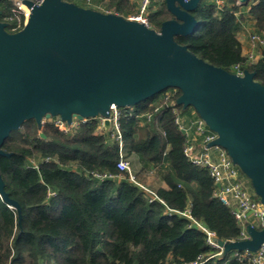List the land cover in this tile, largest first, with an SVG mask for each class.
<instances>
[{
	"label": "trees",
	"instance_id": "trees-1",
	"mask_svg": "<svg viewBox=\"0 0 264 264\" xmlns=\"http://www.w3.org/2000/svg\"><path fill=\"white\" fill-rule=\"evenodd\" d=\"M68 1L126 18L136 14L139 6L138 0ZM253 1L247 6L223 0L219 7L217 0H202L192 11L198 20L195 31L175 38L216 66L232 71L240 64L243 71H254L255 79L264 85V47L256 61L248 62L238 38L246 8L251 30L264 33V0ZM0 9L8 31L23 27L24 18L16 15L11 0H0ZM172 16L166 0L151 1L150 27L160 30ZM174 90L176 101L181 90L169 88L135 106L120 108L119 118L128 154L137 153L142 167L158 172L167 183L157 188L164 204L150 201L126 172L121 179L101 180L92 174L96 170L119 173L118 143L110 127L99 130V118L81 122L71 132L53 123L40 128L34 119L13 130L3 144L11 155H0V172L9 196L21 206V217L0 196V264H184L213 251L190 219L168 209H188L219 239L240 240L242 227L231 208L215 195L217 186L209 171L184 154L186 134L176 123L174 109L188 117L193 113L190 107L168 104L165 97ZM231 253L208 264H224ZM227 264L242 263L230 259Z\"/></svg>",
	"mask_w": 264,
	"mask_h": 264
},
{
	"label": "water",
	"instance_id": "water-1",
	"mask_svg": "<svg viewBox=\"0 0 264 264\" xmlns=\"http://www.w3.org/2000/svg\"><path fill=\"white\" fill-rule=\"evenodd\" d=\"M201 1L166 0L173 16L156 30L68 0H23L30 14L21 29L10 32L0 19V155H11L3 144L26 120L42 128L44 117L71 123L102 116L109 128L112 105L132 107L176 88V103L194 107L217 133L209 146L227 150L264 205V85L254 71L216 66L175 38L195 31L192 11ZM5 186L0 172V196L20 218L21 206ZM246 232L245 239H219L224 255L264 244V226L247 224Z\"/></svg>",
	"mask_w": 264,
	"mask_h": 264
},
{
	"label": "built area",
	"instance_id": "built-area-1",
	"mask_svg": "<svg viewBox=\"0 0 264 264\" xmlns=\"http://www.w3.org/2000/svg\"><path fill=\"white\" fill-rule=\"evenodd\" d=\"M11 1L14 3V12L16 15L20 14L23 16L25 23L30 14L29 7H27L23 0ZM33 1L35 3L42 2V0ZM151 1L152 0H139L138 12L131 15L129 18L149 25L148 12ZM87 3L92 4V0H87ZM217 3L218 6L221 7L223 5V0H217ZM98 8H101V6H98ZM250 36L253 48H258L261 51L264 47V33L260 34L251 31ZM245 56L247 57L248 62H254L257 60V56L253 52H248ZM232 72L242 75L244 71L241 69L240 64H236L233 66ZM176 92L177 90H174L166 95L165 99L169 102V105L173 106L176 103V101L172 99V97L176 96ZM110 111L111 134L113 139L117 141L119 147V159L117 162L119 173H101L96 170L92 171V174L101 180L106 178L121 179L122 173L126 172L129 180L143 189L150 201L158 200L164 204L165 201L159 196L156 189L150 187L144 182H141L137 178L132 161L129 159L127 145L124 142L121 131L119 122L121 109L112 105ZM174 111L177 113L176 123L181 129L184 128L186 130V141L184 144L185 156L195 165L205 167L209 171L215 185L217 186L215 195L221 202L231 208L233 214L240 223L242 227L241 239L247 238V224H251L256 228H262L264 226L263 203L255 192L250 189L249 183L247 184L245 177L243 176L242 170L233 162L227 150L219 145L209 146L210 142L217 137V133L211 130L206 125L205 121L195 113V111H192L193 116L190 118L193 119L189 123H186L185 119L180 116L176 109H174ZM146 116L148 119L152 118L151 114H147ZM92 118H99L101 122L100 130L102 131L105 128L104 117L102 116L84 117L82 119L73 117L71 123H67L58 116L48 118L44 117L42 120V127L46 123H53L59 130L63 132H71L81 122H87ZM134 154L137 153L134 152ZM168 211L176 212L179 215L190 219L191 224L205 234L208 246L213 249L211 252L199 255L197 260L184 264H208L209 260L212 258H221L224 256V248L219 243L217 233L203 222L195 219L188 209L184 211L168 209ZM230 259H237L242 264H264V244H262L261 247L254 252L248 250H233L229 259H227L224 264H227V261Z\"/></svg>",
	"mask_w": 264,
	"mask_h": 264
},
{
	"label": "crops",
	"instance_id": "crops-1",
	"mask_svg": "<svg viewBox=\"0 0 264 264\" xmlns=\"http://www.w3.org/2000/svg\"><path fill=\"white\" fill-rule=\"evenodd\" d=\"M139 1V0H138ZM254 1L249 0L247 6L252 3ZM251 27H252V20L250 19V16L248 14L247 8L243 10V20L241 21V25L240 28L238 30V38L242 43L243 46V54H247L248 52H253L256 54V58L258 59L261 56V51L258 48H253V44L251 41ZM101 128H99L100 130ZM128 151V148H127ZM129 155V159L132 161L133 167L135 168L136 172L139 173V169L137 168V164L142 166L141 160L139 159V157H137L134 154H128ZM146 171V170H144ZM150 173L157 174L156 171H149ZM152 174L146 173V172H140V175L142 176V180L144 182H148V177H150ZM147 177V178H146ZM151 183L154 187L156 186L157 188L159 187H167V183L160 177V175H158L157 177L155 176V178L152 180V182H148ZM147 183V185H148ZM150 186V184H149ZM152 187V186H150ZM152 187V188H154ZM157 188H154L157 190Z\"/></svg>",
	"mask_w": 264,
	"mask_h": 264
},
{
	"label": "rangeland",
	"instance_id": "rangeland-1",
	"mask_svg": "<svg viewBox=\"0 0 264 264\" xmlns=\"http://www.w3.org/2000/svg\"><path fill=\"white\" fill-rule=\"evenodd\" d=\"M251 1H253V0H251ZM184 109V108H183ZM190 110H191V113H192V111H195L196 112V114L199 116V114L197 113V111L195 110V108L194 107H190ZM180 114V116L183 118V119H185V121H186V123H189L193 118H190V117H188V114L187 113H179ZM137 168L139 169V173H137L136 172V170H135V168H134V171H135V173H137V178L141 181V182H144L141 178H142V176L140 175V172H142L143 170H145L142 166H140V165H138L137 164ZM143 172H146V173H149V174H152V173H150V172H147V171H143ZM243 172V171H242ZM155 176L157 177L158 176V172H157V174H152L150 177H148V182H152V180L155 178ZM243 176L245 177V180H246V182H247V184L249 183V186H250V189L251 190H253L254 191V189H253V186H252V183H251V180L249 179V177L243 172ZM147 178V177H146ZM147 182V183H148ZM145 184H147L146 182H144ZM150 184V186H152V187H154L151 183H148V185ZM154 188H157L156 186L154 187Z\"/></svg>",
	"mask_w": 264,
	"mask_h": 264
}]
</instances>
